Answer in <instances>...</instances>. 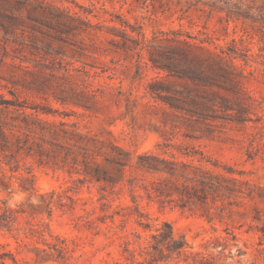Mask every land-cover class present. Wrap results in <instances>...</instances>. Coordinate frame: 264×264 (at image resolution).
Here are the masks:
<instances>
[{
  "label": "rangeland",
  "instance_id": "374dc122",
  "mask_svg": "<svg viewBox=\"0 0 264 264\" xmlns=\"http://www.w3.org/2000/svg\"><path fill=\"white\" fill-rule=\"evenodd\" d=\"M47 1L90 20L92 35L47 48L41 40L38 47L14 42L0 30V101L62 129L55 137L36 125L28 134L59 144L63 154L71 150L78 162L48 167L0 155L8 187L0 181V264H188L185 256L141 249L155 244L151 236L165 223L190 251L211 254L204 264H264V0ZM164 37L221 46L234 59L252 98L246 123L199 120L150 96L149 84L165 73L153 68L149 42ZM146 153L168 160L175 154L237 179L225 184L241 192L183 208L177 194L158 196L151 186L167 175L138 168ZM84 155L96 159L87 168ZM64 191L60 204L53 192ZM212 237L225 240L205 247Z\"/></svg>",
  "mask_w": 264,
  "mask_h": 264
},
{
  "label": "trees",
  "instance_id": "16d2710c",
  "mask_svg": "<svg viewBox=\"0 0 264 264\" xmlns=\"http://www.w3.org/2000/svg\"><path fill=\"white\" fill-rule=\"evenodd\" d=\"M243 18L247 19L244 16ZM77 21L85 28L78 27ZM92 27L90 20L77 19L53 7L47 0H0V30L5 37L13 39L14 42L20 41L21 44L29 43L32 47H38L41 40V46L52 48L53 43L63 42L64 37L92 35ZM149 44V60L153 68L160 74L165 73L149 84L148 93L152 98L160 99L172 112H185L199 120L247 122L249 100L252 98L243 84V70L221 46L216 45L212 49L205 46L204 41L198 43L181 37L174 39L164 37L150 41ZM24 108L26 107L5 100L1 96L0 155L15 162H19V157L25 155L35 158L41 166L48 167H61L60 163H62L65 168L70 159L75 163L78 162V156H75L74 152L69 150L63 154V147L57 143L45 141L39 143L31 139L28 134L31 126L37 125L41 133H50L55 137H59L60 132H65L55 125L41 122L33 115L27 114ZM11 112L17 116L9 117ZM219 112L222 115H219ZM72 135L74 138H81L78 133ZM158 146L171 147L165 144ZM112 147L117 152H122L118 147L114 145ZM163 154H167L166 151ZM171 156L173 160L146 153L139 158V169L169 177L163 180L162 184L151 183L158 196L177 194L183 203L181 206L186 208L189 204L208 205L210 201L214 203L227 194L233 196L241 192L225 184L226 181L238 183L239 180H229L211 170L180 162L175 154ZM183 156L195 158V155L183 154ZM95 160L89 155H84L83 164L87 168ZM116 160L118 161L116 164L121 167L129 164L122 163L121 158ZM177 178H184L186 181L179 183L174 180ZM0 181L5 184L3 188L7 190L6 182L1 179ZM22 181H28V178H22ZM23 190L27 191L24 187ZM66 193L67 191L53 192V196L57 197L61 204ZM40 198L47 207L50 205L46 202L45 196ZM11 213H20V209H15ZM156 232L151 236L155 244L148 241V245L143 246L142 250L151 247L163 255L164 251H167L172 256H185V262L188 264H204V260L211 256L203 252L190 251L192 247L185 237L177 236L168 223L157 228ZM224 240L223 237H212L203 245L219 246Z\"/></svg>",
  "mask_w": 264,
  "mask_h": 264
}]
</instances>
